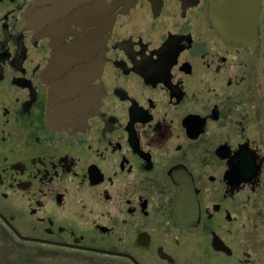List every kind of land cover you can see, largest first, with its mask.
<instances>
[{"label": "flooded vegetation", "instance_id": "af4514ba", "mask_svg": "<svg viewBox=\"0 0 264 264\" xmlns=\"http://www.w3.org/2000/svg\"><path fill=\"white\" fill-rule=\"evenodd\" d=\"M0 0V264H264V0Z\"/></svg>", "mask_w": 264, "mask_h": 264}, {"label": "water", "instance_id": "95a60500", "mask_svg": "<svg viewBox=\"0 0 264 264\" xmlns=\"http://www.w3.org/2000/svg\"><path fill=\"white\" fill-rule=\"evenodd\" d=\"M258 0H213V15L221 30L235 39L255 34Z\"/></svg>", "mask_w": 264, "mask_h": 264}]
</instances>
